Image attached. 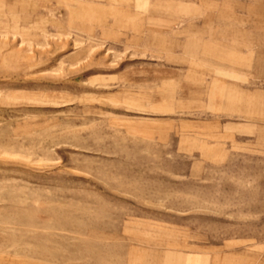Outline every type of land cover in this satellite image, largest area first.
<instances>
[{"label":"rangeland","instance_id":"374dc122","mask_svg":"<svg viewBox=\"0 0 264 264\" xmlns=\"http://www.w3.org/2000/svg\"><path fill=\"white\" fill-rule=\"evenodd\" d=\"M0 264H264V0H0Z\"/></svg>","mask_w":264,"mask_h":264}]
</instances>
